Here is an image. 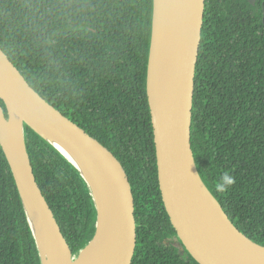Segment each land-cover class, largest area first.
<instances>
[{
    "label": "trees",
    "instance_id": "1",
    "mask_svg": "<svg viewBox=\"0 0 264 264\" xmlns=\"http://www.w3.org/2000/svg\"><path fill=\"white\" fill-rule=\"evenodd\" d=\"M205 1L192 150L231 222L264 247V0ZM152 20L153 0H0V48L46 102L122 166L134 198L132 264H199L176 247L159 184L147 92ZM25 137L37 184L77 257L96 233L90 188L28 126ZM0 264H42L1 144Z\"/></svg>",
    "mask_w": 264,
    "mask_h": 264
},
{
    "label": "water",
    "instance_id": "2",
    "mask_svg": "<svg viewBox=\"0 0 264 264\" xmlns=\"http://www.w3.org/2000/svg\"><path fill=\"white\" fill-rule=\"evenodd\" d=\"M256 5L257 0H248ZM205 0H153L151 47L147 72V92L152 114L163 202L177 232L176 247L186 251L199 264H264L260 256L240 259L228 252L214 234L203 203L206 191L219 205L237 235L264 252V247L242 234L201 178L191 144L195 73L202 41ZM159 46L155 54V38ZM161 95L159 120L152 100ZM0 144L14 174L18 191L39 250L42 264H78L95 241L101 212L109 217L112 239L96 264H132L137 245L134 198L128 177L120 163L100 143L91 138L54 106L46 102L26 81L0 48ZM159 100V99H158ZM12 113L20 119L13 123ZM25 126L58 150L81 174L90 188L97 210L96 233L92 241L74 257L47 203L31 165ZM95 167L107 197L99 205L94 179L81 163ZM34 198V200H33ZM36 204L44 214L37 233L29 214ZM103 210H102V209ZM57 233L66 248L56 247ZM181 242V244L179 243ZM59 245V244H58ZM60 246V245H59ZM246 255L248 252H245Z\"/></svg>",
    "mask_w": 264,
    "mask_h": 264
},
{
    "label": "bare ground",
    "instance_id": "3",
    "mask_svg": "<svg viewBox=\"0 0 264 264\" xmlns=\"http://www.w3.org/2000/svg\"><path fill=\"white\" fill-rule=\"evenodd\" d=\"M160 38L156 35L155 43V54L157 53V49L159 46ZM161 95L159 94L156 100H152L153 107H157V115L159 120L160 107H161ZM159 99V100H158ZM13 123L19 122V130L21 128L19 117L12 113ZM71 157L77 159L82 167L87 171V173L94 179L95 187L97 191L100 192V196L98 197V203L101 205L107 204V197L104 192H102V185L100 179L98 178L97 171L95 167L89 165L88 168L83 161L74 155H70ZM34 200V198H33ZM204 207L206 209V213L208 215V220L212 224L213 231L217 239L221 242V244L225 247V249L230 252L232 255L244 259L248 257L260 256L264 252L257 247L251 245L248 241L244 240L242 237L237 235L233 227L230 225L229 221L226 220L224 215L221 212L219 205L212 198V196L206 191L203 197ZM102 209V208H101ZM103 210V209H102ZM29 214L33 224L35 226L37 233L42 230V224H44V214L41 209L37 207L36 204L29 205ZM54 241L56 242V247L62 248V253L68 256L64 243L60 239L57 233L52 235ZM112 239V228L111 223L109 222V217L105 214V211L101 212L100 225L98 230V235L95 241L87 248L84 252L81 261L78 264H96L101 255L105 252L107 247L110 244ZM60 246H59V245ZM245 252H248L247 255Z\"/></svg>",
    "mask_w": 264,
    "mask_h": 264
},
{
    "label": "rangeland",
    "instance_id": "4",
    "mask_svg": "<svg viewBox=\"0 0 264 264\" xmlns=\"http://www.w3.org/2000/svg\"><path fill=\"white\" fill-rule=\"evenodd\" d=\"M179 249H181L180 246H179ZM180 251H181V250H180ZM185 252H186V251H183V253H185Z\"/></svg>",
    "mask_w": 264,
    "mask_h": 264
}]
</instances>
